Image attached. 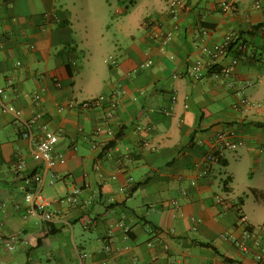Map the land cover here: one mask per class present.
Masks as SVG:
<instances>
[{"label":"crops","instance_id":"crops-1","mask_svg":"<svg viewBox=\"0 0 264 264\" xmlns=\"http://www.w3.org/2000/svg\"><path fill=\"white\" fill-rule=\"evenodd\" d=\"M256 1L190 0L173 20L168 0H0V85L16 108L0 103V240L17 237L14 249L0 241V264H264V246L243 252L223 238L243 233L240 212L264 236V186L252 187L262 198L247 213L233 168L264 178V0L261 9ZM160 22L179 26L164 48L152 37ZM230 32L248 50L226 77L235 53L202 49ZM199 61L206 68L196 76ZM112 92L110 121L105 108L68 106ZM36 117L65 156L42 189L49 221L26 200V179L51 172L22 136V121ZM229 130L243 145L209 166L207 153ZM218 195L238 208H223Z\"/></svg>","mask_w":264,"mask_h":264},{"label":"built area","instance_id":"built-area-1","mask_svg":"<svg viewBox=\"0 0 264 264\" xmlns=\"http://www.w3.org/2000/svg\"><path fill=\"white\" fill-rule=\"evenodd\" d=\"M263 1L258 0L254 3L255 9L262 8ZM233 7L230 5H225L224 10L228 12L232 10ZM191 10L190 0H168V15L173 20H177L180 15L184 12H189ZM47 19H52L55 17L52 13H47ZM179 32V26L175 25L172 29H166L163 22L158 24L156 32L152 36L153 39L159 44L161 48L166 47L169 42L174 38V36ZM248 45L243 41H238V35L234 32L226 34L223 41L213 45L212 47H203L202 53L210 57L218 58L227 55L229 52H234L235 56L228 67L222 69V73L229 77L235 71L237 65L242 62L247 55ZM145 67L151 66V61H148L144 65ZM205 65L202 61L197 62L194 66V73L196 76H201L204 72ZM8 84L12 85L13 80L9 79ZM229 87H233V83H228ZM5 88L0 85V103L2 104V109L4 112L16 113V108L12 104H7L4 100ZM175 97L173 98V101ZM247 103L246 100L242 101ZM70 108H105L106 120L110 121L116 118L117 110L119 106V97L117 92H112L110 94H101L96 97L81 101L79 103L70 102L68 104ZM66 106L59 107L62 111ZM38 118H33L31 120L22 121L24 130L22 136L26 139L32 150L34 159L40 163L44 169L51 171L50 178L47 179L44 174L35 173L30 175L26 179V183L31 187L26 193V200L31 205L33 212H42L45 220L52 219V212L47 210V207L52 203L43 194V186L48 182L54 184L57 181V176L53 172V169L58 165L65 162V156L62 153H58L56 146L60 140L59 135L51 130L47 124L38 123ZM35 127H37L35 129ZM102 131H95L94 141L92 142L93 148L97 149L101 145V140L99 139ZM243 145L242 140L235 139V133L233 131H223L218 134L217 140L214 143L213 150L207 153L206 161L210 166L219 160L221 155L228 150H237ZM262 152H264V146L262 147ZM27 166L26 161L22 160L19 163V168L24 169ZM82 190L80 188H75L73 192L67 197V201L71 203H78ZM217 203L223 208H238L233 202L224 196L218 195L216 197ZM240 212V211H239ZM239 220L245 224V229L243 233L235 235L234 233H225L223 238L230 240L238 249L243 252H250L254 247L264 246V236L258 231L253 230L248 223V217L241 213L239 214ZM263 230V229H262ZM17 237L11 235L6 238H2V242L9 248L14 249ZM249 241H253L254 245H251ZM109 250L110 247H107ZM264 250V247L262 248ZM259 258L262 257L261 252ZM157 261V258L153 259V264Z\"/></svg>","mask_w":264,"mask_h":264},{"label":"rangeland","instance_id":"rangeland-1","mask_svg":"<svg viewBox=\"0 0 264 264\" xmlns=\"http://www.w3.org/2000/svg\"><path fill=\"white\" fill-rule=\"evenodd\" d=\"M83 58V56H82ZM234 165L233 168L237 172V179L235 182L236 195L242 198L246 203V212L254 210V201L261 199L259 194H255L252 187H262L264 186V178L262 173H256L255 179H252V171L249 169H237Z\"/></svg>","mask_w":264,"mask_h":264},{"label":"trees","instance_id":"trees-1","mask_svg":"<svg viewBox=\"0 0 264 264\" xmlns=\"http://www.w3.org/2000/svg\"><path fill=\"white\" fill-rule=\"evenodd\" d=\"M238 41H240V40L238 39ZM232 52H233V51H232ZM229 53H230V52H229ZM246 57H247V55H246ZM245 59H246V58H245ZM232 74H233V73H232ZM254 192H255V194H259L258 191L255 190V189H254ZM0 241L2 242V240H0Z\"/></svg>","mask_w":264,"mask_h":264}]
</instances>
